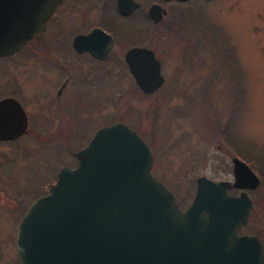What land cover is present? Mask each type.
<instances>
[{
	"label": "water",
	"instance_id": "1",
	"mask_svg": "<svg viewBox=\"0 0 264 264\" xmlns=\"http://www.w3.org/2000/svg\"><path fill=\"white\" fill-rule=\"evenodd\" d=\"M58 2L0 0V55L43 29ZM149 12L154 20L162 17L158 4ZM125 56L142 90L161 83L150 48L132 47ZM25 130L19 101L0 98V139ZM74 154L77 163L61 166L48 191L19 218L14 241L21 264H264L259 237L238 232L251 207L246 189L259 183L245 160L231 156L232 180L197 175L193 196L181 208L150 170L152 149L127 123L97 127Z\"/></svg>",
	"mask_w": 264,
	"mask_h": 264
},
{
	"label": "rangeland",
	"instance_id": "2",
	"mask_svg": "<svg viewBox=\"0 0 264 264\" xmlns=\"http://www.w3.org/2000/svg\"><path fill=\"white\" fill-rule=\"evenodd\" d=\"M200 2L195 8H204L210 23L222 28L220 36L229 43L231 57L226 50L221 52L223 48L213 50L205 37L201 39L193 18L188 17L191 19L183 23L188 24V31L181 30L182 37L180 31L172 32L180 37H172L164 30L157 39L166 79L163 87H158L152 96L134 95L129 92L133 83L130 77H116L109 82L103 108L97 103L98 111L89 112L88 123L79 128L78 121L68 129L70 122L39 113V102L32 97L35 86H42L36 81L37 58L18 55L0 62V82L4 78L2 69L7 66L6 73L19 84V94L25 97V108L31 117L29 131L17 139L0 141V264H19L14 238L22 206L48 189L61 166L75 163L74 151L94 127L114 121L129 124L151 140V172L172 190L179 206L191 200L197 175L232 180L231 156L245 160L258 175L259 183L247 190L254 201L253 214L240 231L260 232L264 237V0ZM185 35L192 42L203 43L198 52L201 57H191L196 71L181 65L176 54L166 53L168 43L182 41ZM197 70L215 73L208 81V91L204 97H196L191 91L184 97L181 80L196 75ZM175 75L178 81H174ZM190 83L195 88L202 82ZM229 124L231 128L227 130ZM59 132L73 135L72 145L53 141Z\"/></svg>",
	"mask_w": 264,
	"mask_h": 264
},
{
	"label": "flooded vegetation",
	"instance_id": "3",
	"mask_svg": "<svg viewBox=\"0 0 264 264\" xmlns=\"http://www.w3.org/2000/svg\"><path fill=\"white\" fill-rule=\"evenodd\" d=\"M200 1L204 0H120L119 3L118 0H60L45 20L43 29L32 33L18 50L0 55V62L11 61L18 55L24 59L37 58L39 74H37L36 81L38 85L42 86H35L36 90L33 89L32 97L39 102V113L53 114L57 119L61 118L70 122L67 126L68 129L71 128L73 122L78 121L80 125L77 127L79 128L88 123L87 114L91 111L93 113L99 107L97 103H100L103 108L107 102L109 82H112L116 77H130L133 83L129 92L134 95L152 96L158 87H163L166 79L161 70L162 58L156 45L159 34L164 30L169 32L172 37L177 35L172 32L177 33L178 31L179 33L180 31L181 33L183 30L186 33L188 24L183 23H187L189 19L193 18V24L199 30L201 39L205 37L213 45V50L223 48L228 57H231V53H228L229 43L227 40L221 42L220 30L222 28L215 22L210 23V18L204 12V8L202 11L195 8L194 5L197 2L201 3ZM152 4H158V10L162 13L160 20L152 18L149 12ZM205 26L208 31L204 28ZM180 36L182 37V33ZM74 38L77 39L74 40ZM184 39L168 43L166 53L176 54L179 56L181 65L191 71H196L192 67L191 57L194 54L200 55L198 52H201L203 43L192 42L186 35ZM136 46L150 48L160 62L163 79L157 87L150 91H144L139 87L128 68L126 52L129 48ZM198 56L197 59H201V55L199 58ZM2 70L4 78L2 83L0 82V98L15 97L26 113V130L14 138L0 139V141H9L17 139L31 129L29 125L31 117L25 108V97L19 94L20 86L16 79L12 74L6 73L7 66ZM197 72L196 75L181 80L184 82L181 86L184 97L190 91L196 97H204V94L207 93L208 81L214 78L215 73L205 74L204 71L200 73L198 70ZM173 79L178 81L176 75ZM194 81L202 83L195 88L193 85L189 86V83ZM190 87L194 89L189 90ZM233 91H235L234 87ZM19 95L22 96V99L18 97ZM78 117L81 119L79 120ZM104 124L99 123L94 127L79 148L86 144L97 127ZM55 129L59 130L60 128ZM138 134L152 149L151 140L146 139L145 135L139 131ZM70 136L59 132L52 140H59L60 143L68 147L72 145L73 135ZM74 158L75 163L68 166H74L77 163V157ZM56 177L57 172L54 180ZM247 190L250 189H246V192ZM238 191L239 188H228L230 193ZM250 199L251 207L247 221L252 208V198L250 197ZM262 199L264 201V193ZM180 207L184 206L180 205ZM240 227L238 232H247L240 231ZM251 233H255L259 237L264 251L263 235L260 232ZM2 256L0 255V257ZM16 257V260L21 264L17 254Z\"/></svg>",
	"mask_w": 264,
	"mask_h": 264
},
{
	"label": "trees",
	"instance_id": "4",
	"mask_svg": "<svg viewBox=\"0 0 264 264\" xmlns=\"http://www.w3.org/2000/svg\"><path fill=\"white\" fill-rule=\"evenodd\" d=\"M222 37V39H221V42L223 43V36H221ZM220 50H222L221 48H220ZM223 51H225V50H222L221 52H223ZM226 55H227V53H226ZM228 56V55H227ZM233 58V57H232ZM228 128L230 129L231 127H230V124H229V127H227V130H228ZM34 132V131H33ZM32 132V133H33ZM35 134V133H34ZM225 134V133H224ZM227 135H228V132H227ZM229 138H233L232 136H231V134H230V136H229ZM12 140H14V139H12ZM177 200V199H176ZM178 201V200H177ZM252 202H254V201H252ZM255 203H253V205H254ZM24 209H25V207L24 206H22V208H21V213L24 211ZM252 214H253V208H251V211H250V215H249V218H250V216H252Z\"/></svg>",
	"mask_w": 264,
	"mask_h": 264
}]
</instances>
